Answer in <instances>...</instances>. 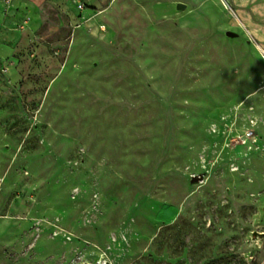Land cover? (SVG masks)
<instances>
[{
	"label": "rangeland",
	"instance_id": "374dc122",
	"mask_svg": "<svg viewBox=\"0 0 264 264\" xmlns=\"http://www.w3.org/2000/svg\"><path fill=\"white\" fill-rule=\"evenodd\" d=\"M221 1L0 0V264H264V0Z\"/></svg>",
	"mask_w": 264,
	"mask_h": 264
},
{
	"label": "crops",
	"instance_id": "0c3cea01",
	"mask_svg": "<svg viewBox=\"0 0 264 264\" xmlns=\"http://www.w3.org/2000/svg\"><path fill=\"white\" fill-rule=\"evenodd\" d=\"M223 4H225V5H227L228 7H229V9H230V11H231V13H233L234 15H235V13L233 12V10H232V8L224 1V0H222L221 1ZM242 23H243V25L245 26V28L249 31V34L253 37V36H255L256 35V33H257V31L255 32V30L254 29H250V27H248L243 21H241ZM257 30V29H256ZM253 39H254V37H253ZM256 44H258L257 42H256ZM259 45V44H258ZM260 46V45H259ZM261 47V46H260ZM263 48V47H262ZM263 50V49H262ZM263 53H264V50H263Z\"/></svg>",
	"mask_w": 264,
	"mask_h": 264
},
{
	"label": "water",
	"instance_id": "95a60500",
	"mask_svg": "<svg viewBox=\"0 0 264 264\" xmlns=\"http://www.w3.org/2000/svg\"><path fill=\"white\" fill-rule=\"evenodd\" d=\"M177 8H178V9H181V10H184L186 7H185V5L178 4V5H177Z\"/></svg>",
	"mask_w": 264,
	"mask_h": 264
},
{
	"label": "bare ground",
	"instance_id": "6f19581e",
	"mask_svg": "<svg viewBox=\"0 0 264 264\" xmlns=\"http://www.w3.org/2000/svg\"><path fill=\"white\" fill-rule=\"evenodd\" d=\"M260 48H261V47H260ZM260 48H259V51H260L261 55H262L263 58H264V53H263V51H262Z\"/></svg>",
	"mask_w": 264,
	"mask_h": 264
}]
</instances>
